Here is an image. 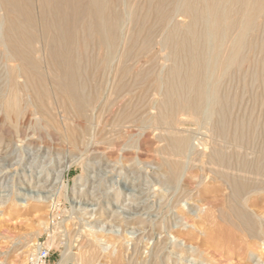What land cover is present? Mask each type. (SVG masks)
I'll use <instances>...</instances> for the list:
<instances>
[{
	"label": "rangeland",
	"instance_id": "1",
	"mask_svg": "<svg viewBox=\"0 0 264 264\" xmlns=\"http://www.w3.org/2000/svg\"><path fill=\"white\" fill-rule=\"evenodd\" d=\"M35 1L37 0H33V5L37 6V2L35 5ZM108 1L110 3V6H116V12H119V14L121 13V15L123 14V21L121 24V28H123L121 29V33L123 32V38L127 39L133 32V29L131 28L132 25L130 22H128L130 20L127 14L129 10V4L130 6H136V8L143 7V9H146L144 8L145 1L130 0L129 4L125 3V6L123 2L121 6L117 4L116 0H112L114 2H112L111 0ZM157 1L158 0H154L153 4L151 5L153 6V9L151 8L153 12H151L152 14H148V11H144L146 12V25L142 29L141 33V37H143L145 36L146 31L154 29V44L152 43L151 49H149L148 54L146 53L147 57L146 54L138 55V57L136 56V58L132 59V62L131 59L129 60V62H127V64L129 63L128 66L133 63L130 67L132 70L130 69L131 71L128 74L130 75L129 78H127V75L123 80H121V77H119V74L115 70L119 58L124 54L125 47L123 42L120 43L121 47H123L120 48L119 45V49L117 48L118 53L116 52L115 55L118 56H114V60L113 58L107 57L108 55L106 54V50L104 51V48L99 47L96 40H94L96 41V43L93 41L95 45L97 44L96 47L93 42L89 43L90 46L88 44L89 49L92 51L89 52L87 46V51L90 54L86 52V59L83 60L85 62V65L83 67H85L84 69L86 76H89L90 80L87 77L86 79L85 75L83 76V79H86L84 80L85 86H87L88 84V90H90L91 88L93 90L103 89L101 92V99L95 106L94 116L97 119L94 120L92 125V127H94V139L93 137H91L92 131L83 136V132L86 130L87 126L82 120L72 118L70 119L71 121H66L63 118H60L59 116H65V114L63 113V109H61L60 107H57L60 109H55V111L53 112V119L48 118L47 122H43V120L41 121V119L38 120L40 114H38V116L37 113H41V111L38 109L39 105L37 106V108L35 106L32 107L31 102L34 103L35 101H43L44 105L47 106L48 97H51V99L54 100V97H52L53 95H49V93H52V91L49 90H53L55 88L52 80L50 82L51 78L48 77L47 79V77L45 78V76H41V79L44 80L43 81L36 73L30 70H26L25 77L20 79L16 78L15 73L16 69H18L19 63L6 61L7 59L5 58V52L0 46V264H19V260H21L23 257L27 259L32 250V247L36 243L49 241H47V239H49L48 233L51 236L57 238H54L55 245L51 247L49 260L50 264H56L60 260V253L62 250L61 246L63 244L69 243L71 245L72 253L77 254L79 252L78 250L80 249L79 247H86V240V242L90 244L89 247L92 246L90 248V251L93 250L94 254H96L91 264H110V258L114 259L115 256L119 257L121 255L122 258L124 257L122 260L124 262L123 264H130L131 262H137L136 264H141L142 262V264H158V261L160 262L161 259L162 261L160 262V264H264V245H262L264 244V233L263 235H258L257 239L255 240V236H251L250 238L249 234L246 235V233H239L236 230L234 231L233 229H229L228 231L233 233V236L235 235L236 238L230 244L223 245L221 244V242L209 239V232H211L213 226L211 227L207 222H204L206 221V218L202 219V217H206L204 216L206 212L205 210H211L212 207L216 205L215 203L219 202L217 198L214 199V197H216L217 195H221V191L223 189H221V191L219 192L214 193V191L212 190H216V188L218 189V187L216 184H210L207 188L208 191L206 190L204 193V198L199 200V195L197 193L198 188H196L195 185V183L197 182V178H195V176L199 174V172L196 171L198 166H195L196 168L194 169H190V166H186L187 170L185 169L184 175H181L178 186H173L163 181L165 176L162 175L163 170L161 167L160 157L162 156L163 150L166 148V141H164L160 136L162 133H160L159 131L150 132L148 134L146 132V128L148 127L149 123L148 117L152 115V113L155 114L157 112L156 110H150V106H157V101L158 103L161 101L163 92L165 90V84L167 82L166 79L168 80L167 74L169 73V71H167V69L170 70V67H172L174 64V60L168 53L169 51H167L168 49L166 48V45L164 43V36L167 31H169L168 29H172L175 25L179 28H186L189 20L188 18L181 15L179 16L178 14L177 16H173V18H171L172 20L170 21V24L172 26H170V24L163 25L166 31L162 30L163 26L161 29V26L157 24L158 18L154 14V8L156 7ZM20 4L22 5L23 9H28L27 6L29 5L25 3L24 0H21ZM124 8L126 9V13H123V11L125 12V10H123ZM30 10L33 16L37 18V16L35 15L38 14V11H36L38 9L35 10V8H30ZM1 13L2 11H0V18H2L3 14ZM125 14H127V16H125ZM150 14L153 15L151 20ZM9 16L11 17L12 15ZM124 18H126L128 23L125 22L126 20H124ZM12 20L15 21L13 17ZM147 24H150V27ZM35 29L36 32H33V36L36 38V41H40V44L37 42L33 45L39 47V45L43 44V47H45L47 50V46L43 43L45 38L42 37V40L38 36V32L40 31L38 20L35 21ZM183 29L181 31L185 30ZM258 35L255 42H260V45L258 47L259 49H257V46L252 48L254 50H250V53L248 52V61L244 64V67L242 66L240 70H236L232 72L230 76L225 77V83H223L221 87L223 90L224 88L226 89L224 90L225 95L223 90H220V92H222V94L220 93V95L225 97L227 96V98L231 100V105L228 108V120L230 121V123L232 122V127L229 126V133L231 134L233 132L235 125H237V127H240L241 124H249L250 131L247 130V135L248 137L249 135H251L249 138L250 140L251 137L258 134V136L256 135V137H259L258 139L254 137V151L258 149L260 152L262 150L264 151V119H262L264 118V109H262L264 107V24L262 26V30H259ZM37 38L39 40H37ZM77 39L78 37H76L74 42L76 46L73 45V47L78 50L80 48L77 44V42L79 41ZM91 45H93L94 47ZM93 48H96V51H94L95 49ZM94 53L95 55L93 56ZM91 54L93 57H91ZM149 55L152 57L150 58ZM136 59L138 60L134 63ZM45 60L48 64V67L52 69V74H54V76L59 75V70H57L58 67L56 66V64H53L52 66V62L49 60L48 56H46ZM91 60L93 63L91 62ZM100 60L103 61L104 65V60H108V67L109 69H111L109 70L108 67H105L104 65L103 71L100 68H95L96 63H101ZM116 60L117 62H115ZM88 61L90 62L89 65H91L90 67L88 65L89 70L87 69L86 65L88 64ZM113 65H115L114 68H112ZM256 65L259 66L257 67ZM104 69L106 70L105 74ZM145 69L147 70L145 71ZM133 71L137 72H134L136 75L132 73ZM142 71L144 72V77ZM256 71L259 72V75L256 74ZM100 74L102 75L100 76ZM32 76L37 78V80L34 81L35 79ZM155 77L157 79H155ZM139 78H141V81L139 80ZM158 78H161L160 81ZM21 79H23L25 82ZM125 79L127 83L125 82ZM230 79L231 83L229 82ZM46 82L50 84V86ZM157 82H160L161 84L158 83V85H156ZM34 83L38 87L34 88ZM121 84L123 85L120 86ZM90 85L91 87H89ZM46 86L49 90L46 89ZM119 86L122 89H118ZM126 86L128 88L127 90H131V93L129 92L131 96L125 94L123 97H119L115 94L114 90H126ZM12 89L21 90V92L17 96L19 98L17 99L20 108L18 109V111L21 112L18 113L19 115H21H18L19 117L15 114V111L5 112L2 106V100H4L5 98V96H3L4 93L6 92L5 94L7 95L8 90ZM247 89L249 92L247 91ZM55 90L57 89L55 88ZM84 90H86V87H84ZM132 92L135 94H133ZM106 96L108 101H106ZM127 96H130L131 98ZM230 96H232L233 99L232 97L230 99ZM32 98L33 100H35L33 101ZM123 98H125V100ZM236 101H238L239 103H237ZM65 102L62 104V108L65 107L69 109L67 101ZM108 102L111 103V105L105 106V104ZM144 103L146 104L144 105ZM116 104L119 105L117 106ZM233 105H236L237 109H235ZM241 106L244 107L242 108ZM247 106L250 108L247 109ZM240 108H242L241 110L243 112L240 110ZM255 108L257 111L255 110ZM119 109L121 111H119ZM128 109L130 112L128 111ZM246 109L249 110V112ZM113 110L117 112H114ZM57 111H60L58 112L59 114L57 113ZM239 111H241V113ZM118 112L120 115L122 113H125V116L130 115L132 120H134L133 123H129L124 126L125 130L126 128L128 129L124 132L122 131L123 138L122 136L112 137L113 134H115L112 128L117 123L116 116L118 115ZM247 112L248 115L245 114ZM255 112L257 114H255ZM230 113L233 114V116ZM67 114H69L71 118V115L73 113H70L69 110L67 111ZM254 114L255 117H253ZM245 116H247L246 120L244 119ZM10 117L13 118L11 119ZM17 117L18 119H16ZM181 117L182 119H184V121H182V124L180 125V130L182 132L181 134L184 136H189L192 140V143H196L198 140L201 142H213L211 140V128L216 126L217 120L215 117L211 118L212 123L211 121H209L212 125H208V121L197 124L193 120V117H189V115H187L186 117ZM112 118L114 119L112 120ZM232 119H234L235 121ZM252 120H255V122ZM135 121L137 123H135ZM244 121H246V123ZM75 122H78L77 128V123L75 124ZM259 125L260 127H258ZM68 130H70V132H68ZM202 132H205L206 135ZM125 133L126 135H128L126 136ZM145 133H147V136L149 137L143 141L144 144L141 142L142 145H140L141 143L139 139H141L143 136L142 134ZM187 133H189L191 136ZM194 135L195 137H192ZM261 135L263 136L262 139L260 137ZM198 137L201 139H199ZM135 138L136 140H138L135 141ZM210 143L206 145L207 151L211 147ZM137 145H140L141 148H139ZM139 149L142 151H140ZM192 151H190V153ZM157 155L158 157H156ZM68 166L70 168L66 172H63V169ZM65 186H67V189L65 188ZM62 188H65L66 190ZM59 189L60 191H63L61 197L58 196L60 192ZM183 192H185V195ZM223 193H225V191ZM261 195H264V193H261ZM262 197L263 198L257 205L248 203L247 207H245L249 212V215L251 214L250 217L252 216L253 219L255 218L257 223L256 226H261V224L264 225V196ZM35 206H38L36 207L38 210L35 208ZM53 211L54 213H52ZM56 216L60 217L55 218L56 223H59V225L55 228L54 226H52L54 225V223L51 220H53ZM207 219L209 221L211 220L210 217H207ZM42 222H47L49 224L48 232H46V228L44 229L42 226H40V223ZM258 222H260L261 224H258ZM205 223L207 225H205ZM82 224H84V226L86 225V229L85 227L82 228ZM208 227L211 229H209ZM88 228L90 231H95H92L95 237L93 235L91 236ZM79 229L81 232L79 231ZM53 230L55 231L53 232V234H51V231ZM76 231L78 232L76 233ZM84 231H86L87 233H84ZM84 234H88L91 237H88ZM96 235H98V237H101L102 239L99 240L98 238V241H96ZM80 236L83 238V240ZM88 240H90L91 243ZM56 242L60 244L58 245ZM98 243L100 245H97ZM80 244L81 246H79ZM136 245L137 252H133L135 251L134 247ZM156 245L157 247H155ZM93 246H95L96 248H93ZM87 247L85 248L86 250L89 249V247L88 249ZM101 247L103 249H100ZM157 250L160 251L159 254H157ZM117 251L123 253L119 252L118 254ZM152 252L153 254H151ZM134 254L136 258L135 256H133ZM154 254L156 255V257H160L161 259L157 258L156 262V259L154 260ZM152 257L153 259L151 260L150 258ZM126 259L127 261H129V263L126 261ZM148 259H150L152 262ZM105 261L106 263H104ZM71 264H75V262H71Z\"/></svg>",
	"mask_w": 264,
	"mask_h": 264
},
{
	"label": "bare ground",
	"instance_id": "2",
	"mask_svg": "<svg viewBox=\"0 0 264 264\" xmlns=\"http://www.w3.org/2000/svg\"><path fill=\"white\" fill-rule=\"evenodd\" d=\"M129 1L130 0H124V1L123 0H116L118 5H121L123 2L124 6L126 4H129ZM144 1H145V7L144 8H146V9H143V7H141V8L137 7L136 8V6L135 7L130 6V4H129V10H128L127 14H128V17L130 18V20L128 22L131 23V25H132L131 28L133 29V32L126 39V38H123V35H122L123 32L121 33V31H122L121 29L123 28V27L121 28V24L123 21V17H122L123 14L121 15V13L119 14V12H116L117 11L116 6L115 7L112 5L110 6L109 5L110 3L108 0H37V1H35V5L37 2V6L33 5V0H24V2L29 5V6H27V8H28L27 10L22 8V5L20 4L21 0H0V11H2V13H3V14L1 13L2 18H0V41H1L0 46L3 48V50L5 52V58L7 59L6 61L19 63L18 69H16V73H15L16 78L20 79V78L25 77L26 76V70L27 71L30 70V71H33L34 73H36L40 77V79H41V76H45V78L47 77V79H48V77H50L51 78L50 82L52 80L53 85L57 89V90H55V88H54L53 90H55V91H53L51 89L49 90L48 87L46 86L47 87L46 89H48L49 91H52V93H49V95L52 94L53 95L52 97H54V100H52L51 97L47 98V101H48L47 106L44 105L43 101H41V102L35 101L37 105L35 104V102L34 103L31 102L32 107L35 106L37 108V106L39 105L38 109L41 111V113L36 112L37 115L40 114V117L38 118V120L41 119V121L43 120V122L44 121L47 122L48 118L53 119V112L55 111V109L61 108V109H63V113L65 114V116L63 117V116L58 115L60 118H63L66 121H69L72 118L82 120L85 123V125L87 126L86 130L83 128L85 130L83 132V136L87 135L89 132L92 131L91 137H93V139H94V137H95V135L93 134L94 133L93 132L94 127H92V125H93L94 120L97 119L94 116L95 106L98 104L99 100L101 99V95H102L101 92L103 89L102 90H99V89L93 90L91 88L92 90L91 89L88 90L87 89L88 88L87 83H86L87 86H85L84 80H86L87 78L89 79V76H86L85 69H84L85 67H83L85 65V62L83 60L86 59L85 54H87L86 52H88L87 46L90 42H93L94 40H96L98 46L104 48V51L106 50V54L108 55L107 57L113 58L114 56H118V55H115L117 52V48L119 47V45H120V48H122L123 46L121 47L120 43L123 42L124 47H125L124 54L121 55V57L119 58L117 66L115 68L116 72L119 74V77H121V80H123L124 77H126L130 73V71L132 70L130 67L133 63L132 64L130 63L131 65L128 66L129 63L127 64V62H129L130 59L132 62L133 61L132 59L136 58V56L138 57V55H144L146 53L148 54L149 49H151L153 39L155 38V37L153 38V36L155 34L154 29H150V30L146 31V34L143 32L145 34V36L141 37L142 36L141 35L142 29L146 25L145 24L146 12L148 11V14L152 12L151 8L153 6H151V5L153 4L154 0H144ZM112 2H114V1H112ZM30 8H35V10L38 9V10H36V11H38V14L35 15V16H37V18H35L33 16V14L30 12L31 11ZM125 8L123 9V10H125V12L123 11V13H126L127 8L126 9ZM144 11H146V12H144ZM140 12H142V13H140ZM127 14H125V16H127ZM154 14L158 18L157 24L161 26V29H162L163 25L170 24V21L172 20L171 18H173V16H177L178 14H179V16L180 15L184 16V17L188 18V20H189V22L187 21L188 22L187 27L184 28L185 30L181 27H180L181 28L180 29L176 25L172 29H170L167 26L169 28V29L167 28L169 31H167V33L164 36V43L166 45V48L168 49L167 51H169L168 53L172 56V57L171 56L170 57L173 58V60H174L173 61L174 64L172 67H170V70L167 69V71H169V73L167 74L168 80L165 77L167 82L165 84V90L163 89L164 92L162 91L163 95H162L161 101L159 103L157 101V106H154V105L150 106L151 107L150 110H152V111L156 110L157 112L155 114H153L151 112L152 115H150L149 117L147 116L149 123H148V127L146 128V130H147L146 132L149 134L150 132L159 131L160 133H162L160 136L163 138L164 141H166V148L165 149L163 148L164 150L162 152V156L160 157L161 158L160 159L161 167L163 170V174L162 173L161 174L165 176L163 181L167 182L173 186H175V185L178 186L181 175H184L185 169L187 170L186 166H190L189 167L190 169H194V168H196L195 166H198L196 171L199 172V174L197 176H195V178H197V180H196L197 182L195 183V185H196V188H198L197 193L199 195L198 196L199 200L204 198V193L210 184H216L218 187V189L216 188V190L215 189L212 190V191H214V193L219 192V191H221V189H223L221 191V195H217L216 197H214V199L217 198V200L219 202L215 203L216 205L213 206L211 210H205L206 212H205L204 216H206V217H202V219L206 218V221H204V222H207L209 224V226H211V227L213 226L212 229L208 227L209 229H211V232H209V235H210L209 239H213L215 241L221 242V244H223V245L230 244L234 239H236L235 235L233 236V233L228 231L229 229H233L234 231L236 230L239 233H244V234L246 233V235L249 234L250 238H251V236H255L256 238H254V237H252V238H254L256 240L258 235H263L264 225L261 224L260 222H258V224L260 223L261 226H258V225L256 226L257 223H256L255 218L253 219L252 216L250 217L251 214L249 215V212L246 210L245 207H247L248 203H251L252 205L253 204L257 205L261 201V199L263 198L262 196H264V195H261V193L262 194L264 193V151L262 150L259 152L258 149H257L258 151L256 150L257 152L254 151V145H255V142H254L255 138L254 137H256V135L258 136V134L251 137V139L249 140V138L251 136V135H249V137H248V135H247V133H248L247 130L250 131V127H249L250 125L249 124H241L240 127H237V125L234 124L235 126L233 125L234 126L233 132L231 134L229 133V126H231L232 122L230 123V121L228 120L229 119L228 108L231 105V103H230L231 100H229V98H227V96L225 97V96L220 95V93L222 94V92H220V90H223L221 87H222L223 83H225L224 81H225L226 76L228 77V76H230V74L232 72H234L236 70H240L242 68V66L244 67V64L248 61V52L250 50H254L252 48H254L256 46H257V49H259L258 47L260 45L259 44L260 42L257 43V42H255V40L257 38L259 30L260 29L262 30V26L264 24V0H175V1L158 0L156 7L154 8ZM9 15H12V16L10 17ZM152 16L153 15H151L150 20L152 19ZM12 17L15 21L12 20ZM148 17H149V15H148ZM48 18H49V20H48ZM35 19L38 20V24L40 27V31L39 30H38L39 32L37 31L39 33L38 36L41 39H42V37L45 38L43 43L47 46V50L45 47H43V44L39 45V47L33 45V44L38 42V41H36V38L33 36V32H36L35 31L36 30L35 29V21H36ZM124 20H126V18H124ZM125 22H127V20ZM131 25H129V26H131ZM170 26H172V25L170 24ZM164 28L165 27L163 26L162 30H165ZM182 29L184 31H181ZM126 32H125V34H126ZM127 35H128V33H127ZM159 35H160V33H159ZM76 37H78L77 40H79L77 42V44H78L80 49H78V50L73 47V45L76 46L74 44ZM37 40H39V39L37 38ZM96 41H94V42L96 43ZM94 42H93V44L95 45ZM38 43L40 44V41ZM96 45H95V47H96ZM89 46H90V44H89ZM89 46H88V50L90 52L92 50L89 49ZM91 46H93V45H91ZM93 49H95L94 51H96V48H93ZM89 52H88V54H90ZM147 54H146V57H147ZM94 55H95V53L93 54V56ZM46 56L49 57V60L52 62V66H53V64H56V66L58 67L57 70H59V75L54 76V74H52L53 71L51 68L48 67V64L45 60ZM93 56L91 54V57H93ZM152 56H153V54H152ZM152 56H150V58ZM161 57H163V56H161ZM87 59H88V57H87ZM94 59H95V57H94ZM92 60H91V62H92ZM113 60H114V58H113ZM137 60L138 59H136V61H134V63L137 62ZM106 61H107V63H106ZM170 61H171V59H170ZM104 62H105V65H104L103 61H101V63H99V62L96 63V66L94 65L95 68H98V69L100 68L103 71V65L105 67H108V60H104ZM115 62H117V60ZM254 62H255V60H254ZM87 63L88 64H86V65H87V69H88L91 65H89V63H90L89 61ZM88 65H89V67H88ZM114 66L115 65H113V67L112 66L111 67L114 68ZM13 68H14V66H13ZM105 69H104V74L106 73ZM108 69H109V67H108ZM163 69H165V68H163ZM245 69H247V68H245ZM88 70H87V73H88ZM146 70L147 69H145V71ZM135 71H133L132 73H134ZM54 72H56V71H54ZM257 72L258 71H256V74L259 75V72L258 73ZM135 73H137V72H135ZM84 75H85V78L87 77L86 79L85 78L83 79ZM101 75L102 74H100V76ZM13 76H14V74H13ZM34 76H32V77H34ZM129 76L130 75H128L127 78H129ZM35 77H34V79H35L34 81L37 80V78H35ZM131 77H133V76H131ZM137 77H140V76H137ZM143 77H144V72H143ZM92 79H93V77H92ZM140 79L141 78H139V80ZM155 79H157V78L155 77ZM158 79L160 81L161 78H158ZM165 79H162V80H165ZM258 79H260V78H258ZM21 80L24 81L23 79H21ZM41 80H43V79H41ZM96 80H97V78H96ZM98 80H100V79H98ZM147 80H148V78H147ZM92 82H93V80H92ZM125 82L127 83L126 79H125ZM229 82L231 83V79ZM12 83H13V80H12ZM152 83H153V81H152ZM158 83H160V82H157L156 85H158ZM24 84H26V83H24ZM42 84H43V82H42ZM48 85L50 86V84H48ZM122 85L123 84H121L120 86H122ZM134 85H136V84H134ZM112 86H115V85H112ZM120 86L118 87V89L121 88ZM137 86H139V85H137ZM36 87H38V86H36V84H35L34 88H36ZM84 87H86V90H84ZM89 87H91V85ZM162 87H163V85H162ZM125 88H126V90H118L116 88L117 90H114L115 94L118 95L119 97H123L125 94L130 95L131 90H127L128 89L127 86ZM48 90H47V92H48ZM224 90H226V89L224 88ZM247 91H248V89H247ZM20 92H21V90H15V89L13 90L12 89V90H8L7 95L5 94L6 92L4 93L3 96H5V98H4V100H2V106L5 110V112H10V111L14 112L15 111V114L17 116L19 115L18 113H21L20 111H18V109H20V108L18 105V103H19L18 99L19 98L17 97ZM144 92H146V91H144ZM254 92H255V90H254ZM133 94H135V93H133ZM231 94H233V93H231ZM224 95H225V91H224ZM113 96H115V95H113ZM130 96H127V97H130ZM232 96H230V99ZM105 98H106V101H108L107 96ZM125 98H123V99L125 100ZM237 98H238V96H237ZM237 98H235V99H237ZM232 99H233V97H232ZM21 100H22V98H21ZM32 100H33V98H32ZM65 101H67V105H68L69 109L65 108L64 106L63 107L67 110L62 108V104ZM238 101H236V102L239 103ZM0 102H1V100H0ZM29 103H30V101H29ZM132 103H134V102H132ZM132 103H129V104H132ZM146 103H144V105ZM26 104H24V105H26ZM119 104H116V105L118 106ZM107 105H111V103L108 102L105 104V106H107ZM112 105H114V104H112ZM257 105H255V106H257ZM117 106H115V107H117ZM233 106L235 107V109H237L236 105H233ZM57 107H60V108H57ZM133 107H131V108H133ZM241 107L243 108L244 106H241ZM131 108H129V109H131ZM136 108H138V107H136ZM242 108H240V110ZM248 108H250V107L247 106V109ZM129 109H128V111H129ZM235 109H234V111H235ZM262 109H264V107ZM1 110H3V109H1ZM69 110H70V113L71 112L73 113L71 115V118H70L69 114H67V111H69ZM148 110H149V108H148ZM255 110H256V108H255ZM60 111H62V110H60ZM60 111H57V113ZM119 111H121V110L119 109ZM241 111H239V112L241 113ZM247 111L249 112V110H247ZM114 112H117V111H114ZM248 112L245 114L248 115ZM36 113H35V115H36ZM255 114H257V113L255 112ZM255 114L253 117H255ZM118 115L116 116L117 117V120H116L117 123L115 122L116 124L112 128L114 133H115V134H113L112 137H115V136L121 137L123 132L128 129V128H126V130H125L124 126L126 124L134 122V120H132L130 115L125 116V113L124 114L122 113L120 115L119 112H118ZM185 115L186 116L189 115V117L190 116L193 117V120L197 124H200L202 122H207V121L209 122V121H211V118L215 117L217 120L216 126L211 128L212 129V136H211L212 139L211 140L213 142L212 143H210L208 141L201 142L198 140L196 143L195 142L192 143V140L189 136L182 135L181 134L182 132L180 130V125L182 124V121H184V119H182L181 116L186 117ZM231 115L233 116V114H231ZM19 116H21V115H19ZM18 117L16 119H18ZM246 117L247 116H245V118H244L245 120L247 119ZM16 119H14V120H16ZM113 119L114 118H112V120ZM251 119H253V118H251ZM262 119H264V118H262ZM232 120H234V119H232ZM241 120H243V119H241ZM6 121H7V119H6ZM252 121L255 122V120H252ZM244 122L246 123V121H244ZM76 123H77V126H76V128H77L78 122H75V124ZM135 123H137V122L135 121ZM141 123H143V122H141ZM211 123H212V121H211ZM211 123L209 122L208 125H212ZM75 124H73V125H75ZM260 125L258 127H260ZM238 126H239V124H238ZM139 130H138V133H139ZM73 131H74V128H73ZM80 131H81V129H80ZM230 131H232V130H230ZM68 132H70V130H68ZM206 132H208V131H206ZM147 133L142 134L143 136L141 135L142 138L140 137L141 139H139L140 143L141 142L143 143V141L149 137V136H147L148 135ZM187 134H189V133H187ZM203 134H205V132ZM125 135H126V133H125ZM133 135H132V137H133ZM192 137H195V135ZM260 137H261V139L263 138L262 135ZM122 138H123V136H122ZM157 138H159V137H157ZM256 138L258 139L259 137H256ZM199 139H201V138H199ZM137 140L135 138V141H137ZM202 140H203V138H202ZM193 141H196V140H193ZM259 142H261V141H259ZM142 143L140 145H142ZM208 143L211 144V147L207 151L206 145ZM140 145L139 146L137 145V146L139 148H141ZM258 145H259V143H258ZM105 146H108V145H105ZM116 146H118V145H116ZM137 146H136V148H137ZM257 148H258V146H257ZM140 151H142V150H140ZM190 151H192V152L190 153ZM157 153H159V152H157ZM189 153H190V155H189ZM158 155L156 157H158ZM196 164H199V165H196ZM161 167H160V169H161ZM69 168H70L69 166L66 167L65 169H63V172H66ZM190 180H192V179H190ZM163 181H161V182H163ZM62 187H63V185H62ZM65 188L67 189V186H65ZM65 188H62V189H65ZM59 191H60V189H59ZM224 191H225V193H223ZM62 193H63V191L61 190L59 192L58 196L61 197ZM183 193L185 195V192H183ZM208 193H210V192H208ZM186 196H188V195H186ZM184 199H186V198H184ZM212 204H213V202H212ZM36 207H38V206H35V208ZM51 207H52V205H51ZM181 209H183V208H181ZM52 213H54V211ZM58 217H60V216H56V217H54L53 220H51L54 223V225H52V226H54L55 228H56V226L59 225L58 222L56 223V219H55ZM207 217H210L211 220L209 221L207 219ZM67 218H65V219H67ZM82 225H83L82 228L86 226V225L84 226V224H82ZM205 225H207V224L205 223ZM40 226H42L44 229L46 228L45 230H46V232H48L49 224L47 222L40 223ZM55 228H52V229H55ZM194 228H195V226H194ZM85 229H86V227H85ZM69 230H71V229H69ZM54 231L55 230L51 231V234H53ZM79 231H80V229H79ZM88 231L90 232V234L92 236L93 230L90 231L88 228ZM70 232H68V233H70ZM77 232L78 231H76V233ZM93 232H95V231H93ZM84 233H87V232L84 231ZM96 233H98V232H96ZM48 235H49L48 236L49 239H47V241L49 240L48 244H49V246L52 247L53 245H55L54 244L55 239H57V238L51 236L49 233H48ZM59 235H61V234H59ZM84 235H86V234H84ZM86 236L91 237L88 234ZM93 236L95 237V235H93ZM96 236H97V238H95V239H96V241H98L97 239L99 237H98V235H96ZM81 239L83 240L82 237H81ZM85 239H87V238H85ZM85 239H84V241H85ZM100 239H102V238L100 237L99 240ZM86 241H85V243L87 245L85 243L84 244L86 245V247L87 246L89 247L90 244H88V242H86ZM88 241H90V240H88ZM56 243L58 244V242H56ZM90 243H91V241H90ZM92 244H93V242H92ZM97 245H100V244L98 243ZM262 245H264V244H262ZM32 246H33V244H32ZM79 246H81V244ZM86 247H83V246L79 247L80 248L78 250L79 252L77 254H73L72 250H71V245L69 243L63 244L61 246L62 250L60 253V260L56 264H71V262H75V264H91L93 259H94V256L96 254H94L93 250L90 251V248L92 246H90L89 249L87 247L88 250L85 249ZM94 247L95 246H93V248ZM155 247H157V245ZM136 248H137V245L134 247L135 251H133V252H137ZM100 249H103V248L101 247ZM119 252H118V254H119ZM157 252H158L157 254H159L160 251L157 250ZM120 253H123V252H120ZM151 254H153V252ZM133 256H135V254ZM133 256H132V258H133ZM150 256H152V255H150ZM154 256H155L154 260L156 259V262H157V258L161 259L160 257H156L155 254H154ZM108 258H109V255H108ZM123 258H122V255L119 257L115 256L114 259L110 258L109 259L110 262L109 261L108 262L110 264H123L124 263L122 261ZM135 258H136V256H135ZM150 259L152 260L153 257ZM150 259H148V260H150ZM26 260L27 259L25 257H23L21 260H19V264H26ZM126 261H127V259H126ZM136 261H137V259H136ZM143 261H145V260H143ZM161 261H162V259H161ZM127 262L129 263V261H127ZM160 262L158 261V264H160ZM104 263H106V261ZM131 263H134V262H131ZM136 263H134V264H136ZM147 264H152V263H147ZM154 264H156V263H154Z\"/></svg>",
	"mask_w": 264,
	"mask_h": 264
},
{
	"label": "built area",
	"instance_id": "3",
	"mask_svg": "<svg viewBox=\"0 0 264 264\" xmlns=\"http://www.w3.org/2000/svg\"><path fill=\"white\" fill-rule=\"evenodd\" d=\"M51 246L48 242H38L33 247L26 264H50Z\"/></svg>",
	"mask_w": 264,
	"mask_h": 264
}]
</instances>
